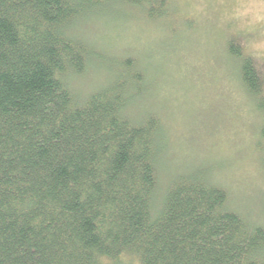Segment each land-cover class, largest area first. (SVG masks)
<instances>
[{"label": "trees", "instance_id": "16d2710c", "mask_svg": "<svg viewBox=\"0 0 264 264\" xmlns=\"http://www.w3.org/2000/svg\"><path fill=\"white\" fill-rule=\"evenodd\" d=\"M109 5L169 12L168 0H0V264H264V227L231 211L208 172L176 176L156 205L169 138L159 116L129 117L135 59L84 100L73 93L69 80L105 55L71 32ZM227 53L264 120L258 59L234 38Z\"/></svg>", "mask_w": 264, "mask_h": 264}, {"label": "rangeland", "instance_id": "374dc122", "mask_svg": "<svg viewBox=\"0 0 264 264\" xmlns=\"http://www.w3.org/2000/svg\"><path fill=\"white\" fill-rule=\"evenodd\" d=\"M168 3L169 12L161 18L109 5L79 20L72 36L105 58L69 85L84 100L119 76L118 62L135 59L144 81L130 93L129 117L159 116L169 138L158 163L156 205L176 176L204 171L227 191L231 211L264 227V139L259 138L264 120L240 89L236 64L227 53L228 42L239 40L264 74V0ZM152 12L160 16L165 9Z\"/></svg>", "mask_w": 264, "mask_h": 264}]
</instances>
